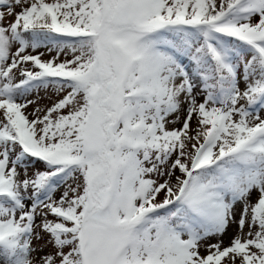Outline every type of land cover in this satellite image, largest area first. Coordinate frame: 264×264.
Segmentation results:
<instances>
[{"label": "snow or ice", "instance_id": "6c2138e0", "mask_svg": "<svg viewBox=\"0 0 264 264\" xmlns=\"http://www.w3.org/2000/svg\"><path fill=\"white\" fill-rule=\"evenodd\" d=\"M0 264H264V0H0Z\"/></svg>", "mask_w": 264, "mask_h": 264}, {"label": "rangeland", "instance_id": "374dc122", "mask_svg": "<svg viewBox=\"0 0 264 264\" xmlns=\"http://www.w3.org/2000/svg\"><path fill=\"white\" fill-rule=\"evenodd\" d=\"M42 95H43V94H42ZM41 103H49V101H47V100H42ZM29 111H31V109H29ZM37 167H40V165H37ZM234 231H235V228H234V226H233L232 228H230L228 234H226L225 237H224V241H225V243L228 242L229 237L232 235V233H233Z\"/></svg>", "mask_w": 264, "mask_h": 264}]
</instances>
